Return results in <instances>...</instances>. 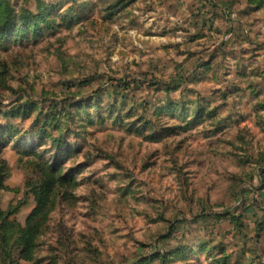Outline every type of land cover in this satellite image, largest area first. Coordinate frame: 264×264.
<instances>
[{"label": "rangeland", "instance_id": "obj_1", "mask_svg": "<svg viewBox=\"0 0 264 264\" xmlns=\"http://www.w3.org/2000/svg\"><path fill=\"white\" fill-rule=\"evenodd\" d=\"M0 5V264H264V0Z\"/></svg>", "mask_w": 264, "mask_h": 264}, {"label": "trees", "instance_id": "obj_2", "mask_svg": "<svg viewBox=\"0 0 264 264\" xmlns=\"http://www.w3.org/2000/svg\"><path fill=\"white\" fill-rule=\"evenodd\" d=\"M37 20L38 18L33 19V17L29 15H21L15 20L13 17V11L0 5V41L5 37L7 38L11 33L25 35L29 31H37L36 29L39 27ZM37 169L40 176V182L39 186L35 187L33 192L36 209L27 220L26 227L23 229L18 227L15 223H9L8 221L3 222L0 226V239L5 247L9 245L12 239H14L13 236L16 232L19 239L13 241L12 247H15L16 249L21 248L19 251V260L24 261L32 259L35 240L42 225L40 218L43 215L44 210H46L47 204L50 203L49 197L53 194L59 181H57L55 176L57 169L51 167L41 168L40 166ZM7 256L9 257L11 255L8 254Z\"/></svg>", "mask_w": 264, "mask_h": 264}]
</instances>
